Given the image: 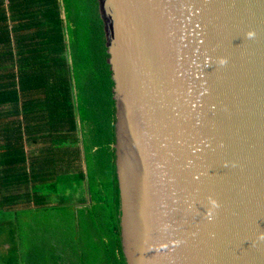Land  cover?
I'll list each match as a JSON object with an SVG mask.
<instances>
[{"label": "water", "instance_id": "obj_1", "mask_svg": "<svg viewBox=\"0 0 264 264\" xmlns=\"http://www.w3.org/2000/svg\"><path fill=\"white\" fill-rule=\"evenodd\" d=\"M126 264H264V0H98Z\"/></svg>", "mask_w": 264, "mask_h": 264}, {"label": "trees", "instance_id": "obj_2", "mask_svg": "<svg viewBox=\"0 0 264 264\" xmlns=\"http://www.w3.org/2000/svg\"><path fill=\"white\" fill-rule=\"evenodd\" d=\"M108 59L98 0H0V100L21 96L29 111L42 87L86 164L74 182L83 196L37 199L17 213L22 248H4L10 239L0 233V264H126Z\"/></svg>", "mask_w": 264, "mask_h": 264}, {"label": "crops", "instance_id": "obj_3", "mask_svg": "<svg viewBox=\"0 0 264 264\" xmlns=\"http://www.w3.org/2000/svg\"><path fill=\"white\" fill-rule=\"evenodd\" d=\"M35 89V99L25 102L29 111L21 96L0 100V233L10 239L3 244L6 249L22 248L17 213L36 207L37 199L58 202L61 196L73 200L84 195V183L78 189L74 184L76 175L86 172L83 155L76 151L82 146L71 140L65 118L53 107L48 110L52 97L42 87Z\"/></svg>", "mask_w": 264, "mask_h": 264}]
</instances>
